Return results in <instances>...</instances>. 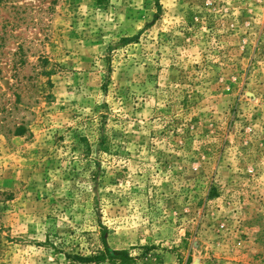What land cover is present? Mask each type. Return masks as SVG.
Masks as SVG:
<instances>
[{"label": "rangeland", "instance_id": "obj_1", "mask_svg": "<svg viewBox=\"0 0 264 264\" xmlns=\"http://www.w3.org/2000/svg\"><path fill=\"white\" fill-rule=\"evenodd\" d=\"M105 247L264 264V0H0V264Z\"/></svg>", "mask_w": 264, "mask_h": 264}, {"label": "trees", "instance_id": "obj_2", "mask_svg": "<svg viewBox=\"0 0 264 264\" xmlns=\"http://www.w3.org/2000/svg\"><path fill=\"white\" fill-rule=\"evenodd\" d=\"M23 133L24 130L21 127L15 131L16 136H21ZM81 259L98 264H137V258L133 257L129 251H111L108 247L90 258Z\"/></svg>", "mask_w": 264, "mask_h": 264}]
</instances>
